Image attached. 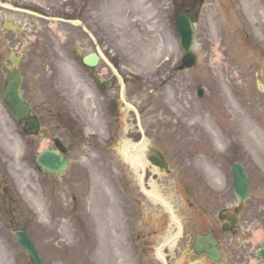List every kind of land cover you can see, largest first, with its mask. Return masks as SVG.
<instances>
[{"label":"rangeland","instance_id":"1","mask_svg":"<svg viewBox=\"0 0 264 264\" xmlns=\"http://www.w3.org/2000/svg\"><path fill=\"white\" fill-rule=\"evenodd\" d=\"M170 1L178 0H99L101 9L92 15L101 26L106 22V35L112 44L109 51L117 50L127 71L138 73L153 86L154 92L142 88L137 96L129 97L144 111L149 140L170 161L169 174H160L155 181L149 178L151 190L171 203L186 201L189 192L183 187V170L193 148L201 150L197 151L201 159L220 164L222 183L224 175L230 179L233 160L246 167L251 190L245 207L251 224L242 223L248 229L236 239L240 254L244 240L251 242L259 232L264 233V0H204L195 16L196 67L181 73L172 71L169 83L160 86L182 55L174 27L167 21ZM21 18L20 13L14 15L0 8V88L9 51H16L17 45L18 51L37 47L32 41L25 44L24 31L15 33L2 27L4 21L21 25ZM62 28L53 33L55 44L65 46L70 53L74 46H91L85 34L69 25ZM64 29L73 30L66 42ZM34 34L29 32L31 40ZM57 57L61 59L58 77L53 75L48 84L41 74L42 86L35 85L32 93H28V80L36 70L35 64L22 60L18 66L28 77L22 93L38 104L42 125L39 135L25 136L0 97V264H31L12 235L14 227H24L31 233L45 264H160L154 248L168 230L159 223L163 220L159 206L140 193L136 172L116 156L117 140L134 135L132 120H126L128 114L122 117L125 131L119 130L120 138L109 145L98 140L81 145L82 152L73 149V137L60 111L64 107L72 110L76 104L82 107L73 96L72 86L74 78L81 80L64 67L65 53ZM146 57L151 59L143 60ZM197 85L204 87L202 99L196 95ZM213 106L219 119L213 118ZM200 116L214 121L222 148L236 143L219 159L209 158L201 149L212 131ZM191 121L195 126L187 129ZM103 126L99 120L91 128L101 130V137L106 135ZM55 136L70 146V157L76 158L63 178L40 172L34 164L36 153L42 146H53L51 138ZM89 186L93 187L90 204L86 201ZM3 187H7V195L2 193ZM73 195H77V202L71 200ZM72 207L82 219H74ZM121 210L124 220L119 215ZM104 216L108 224L102 223ZM258 245L250 243V249ZM251 256L252 264H260L255 249Z\"/></svg>","mask_w":264,"mask_h":264},{"label":"flooded vegetation","instance_id":"2","mask_svg":"<svg viewBox=\"0 0 264 264\" xmlns=\"http://www.w3.org/2000/svg\"><path fill=\"white\" fill-rule=\"evenodd\" d=\"M15 3L37 11L47 17H36L25 15L22 17L23 26L27 32H34L36 35L33 37V42L37 43V47H25V53H21L25 62H32L35 64L36 70L29 77L28 80L29 90L28 93H32L35 89V85L39 86L40 72H50V76L59 74V66L61 65V59L57 57L65 53V57L73 62L76 71H78L83 79V83L77 85L76 98L83 102L86 108H88L90 116L97 120L98 118L104 120L109 125L110 130L107 138L108 140L115 139L117 129L121 125L120 115L122 113L120 107V80L118 76L109 68V66L99 57L93 64L84 63L83 59H78L80 50L74 46L73 54H69V51L63 46L54 43V32L58 29H63L62 26L69 25L78 32H83L82 26L69 23L56 21L53 17L63 18H78L84 23V25L94 34L104 54L110 59L113 65L117 68V71L122 76L125 82V92L129 97L135 96L138 93L140 86H144L141 82L130 80L123 58L119 55L117 50L113 52L109 51L111 43L108 41L106 32L108 27L106 22L104 26L97 22L95 14L101 9L99 0H13ZM64 1V2H63ZM21 2V3H20ZM48 21H55L56 27H52L47 24ZM30 29V30H28ZM65 30V29H64ZM67 32L66 41L71 34ZM47 35L44 36L43 35ZM26 44L29 43V37L27 35ZM86 39L91 46L85 48L88 49L86 55H91L96 52L93 42L88 35ZM65 41V42H66ZM86 46V45H85ZM19 46H17L18 49ZM84 47H81V49ZM28 51V52H27ZM30 56L32 57L30 60ZM172 72V69H171ZM131 77V76H130ZM170 79L168 76L167 81ZM28 101L34 103L28 96ZM75 113L70 115L72 123V133L74 134L76 151H81L80 140L87 143V141H94L91 138L85 139L83 137L84 125L81 120L83 113L79 108H75ZM138 111L142 118L144 133L150 134V128L145 122L144 111L139 107ZM130 118L134 119L132 113ZM89 116V118H91ZM133 132L137 137L132 139L138 140L140 138V132L135 125ZM209 152L213 157L219 158L220 152L213 147L209 141ZM147 150V149H146ZM80 155V154H79ZM124 156V155H123ZM74 158V156H73ZM76 160V158L74 159ZM200 158L198 159V161ZM196 158L188 156L185 160L186 168L183 172L186 175V181L183 183V187L186 192H189V196H186V201L175 203L172 207L174 214L178 217L181 223V231L179 232L178 225L173 221L172 214L169 209L162 207L163 212L161 215H165L166 223L172 227V236L177 235L175 242L170 246L165 247L166 259L168 264H251L250 256L248 255V249L243 250L238 254L236 251V235L239 232V216L245 212L246 208L243 203L231 202L227 199L228 196H223L220 192V181L214 176L216 170L209 162L206 163V168L200 171L196 168ZM141 169L139 168V172ZM155 177L156 174L147 165L144 170V179L148 177ZM223 200V201H222ZM251 216L245 218L246 224ZM251 220V219H250ZM159 223L164 226L165 222L161 219ZM198 234H211L217 240V247L220 250V261H213L207 256L197 254L193 248L192 243ZM248 247V245H244Z\"/></svg>","mask_w":264,"mask_h":264},{"label":"water","instance_id":"3","mask_svg":"<svg viewBox=\"0 0 264 264\" xmlns=\"http://www.w3.org/2000/svg\"><path fill=\"white\" fill-rule=\"evenodd\" d=\"M0 5L10 7L4 3H0ZM176 29L180 37V45L185 53L181 67L191 66L195 61L194 54L190 52L194 37L191 17L186 13L180 14L176 19ZM12 61L14 63L16 62L15 59H12ZM19 89V72L16 69H8V73L5 76L4 85L1 90V96L12 115L16 118L17 122L22 124L25 121L23 126L25 133L35 134L39 129V121L35 116L30 115V108L21 98ZM56 144L61 148L59 143L56 142ZM35 162L38 167L59 175H62L68 165L65 156L61 155L58 150H52L50 148L42 149L36 156ZM232 187L238 197L243 200L248 192L249 185L246 173L243 167L238 163L232 165ZM14 236L17 242L22 246L25 253L29 255L33 264H43L41 255L36 249L28 233L22 229H16L14 230ZM198 243L199 242H197V244ZM258 253L264 261V248L260 249Z\"/></svg>","mask_w":264,"mask_h":264},{"label":"bare ground","instance_id":"4","mask_svg":"<svg viewBox=\"0 0 264 264\" xmlns=\"http://www.w3.org/2000/svg\"><path fill=\"white\" fill-rule=\"evenodd\" d=\"M157 54H158V52H156V55ZM149 59H151V58H149V57L143 58V60H149ZM180 111H182V109L178 108V112H180ZM200 120H201L202 123H205V126L208 127L212 131V136H213L215 142L218 143V144H220V142H221V136H220V134H217L214 131L215 130V127L213 125L212 120H210L207 117L204 118L203 116H200ZM142 153H143L142 151H137L136 152L137 155L135 156L136 159H140L141 156H142Z\"/></svg>","mask_w":264,"mask_h":264}]
</instances>
